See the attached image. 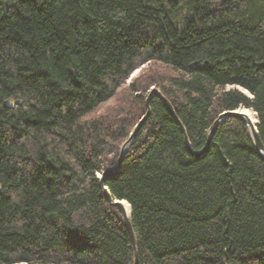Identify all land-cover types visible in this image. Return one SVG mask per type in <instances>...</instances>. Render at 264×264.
<instances>
[{"label": "trees", "instance_id": "16d2710c", "mask_svg": "<svg viewBox=\"0 0 264 264\" xmlns=\"http://www.w3.org/2000/svg\"><path fill=\"white\" fill-rule=\"evenodd\" d=\"M149 62L150 66L132 76ZM234 85V87H229ZM264 264V0H0V264ZM115 97L106 112L87 115ZM128 203V204H129Z\"/></svg>", "mask_w": 264, "mask_h": 264}, {"label": "water", "instance_id": "95a60500", "mask_svg": "<svg viewBox=\"0 0 264 264\" xmlns=\"http://www.w3.org/2000/svg\"><path fill=\"white\" fill-rule=\"evenodd\" d=\"M229 87H234V85L229 86ZM153 95L159 96L166 103V105L168 106V109L170 110V112L174 116L177 117L174 105L170 101V99L162 92V90L159 87H155V86L152 87V89L150 90L148 96L146 97L147 110H146L145 114L140 118V120L135 124V126L131 130V133H130L129 137L122 143L121 148H120V155H119L117 164L107 168L104 172H102L100 174V183H101V186L104 189V192H105L108 200L110 201V203L112 205L119 207V209L121 210V213L123 215L125 224L127 226L129 234H130V239H131L133 250H134V264H138V262H139V253H138L137 237H136V234H135V231H134V228H133V225H132V221H131V215H132L131 205L128 202L129 205H130V208H131V212H130V214H128V212L126 211L125 205H124V201H127V200L114 197L112 195V193L110 192L109 188L104 184V180H105V178L108 175L116 172L122 166V162H123L124 156H125L126 152L128 151L131 142L133 141L135 136L139 133V131L141 130L142 126L144 125V123L146 122V120L148 119V117H149V115L151 113L150 100H151ZM249 109L250 108L242 106V107H239L238 109H235V110H226V111L222 112L219 115V117L214 121L212 126L210 127L206 144H205V146L203 147V149L200 152H196L192 148L188 132H187L184 124L179 120V122L181 124V127H182V130L184 132L185 143H186V146H187L188 150L190 152L197 153V154L204 153L209 148V146L211 144V141L213 139L214 133H215L218 125L220 124V122L226 116L233 115V116H237V117L241 118L242 120H244L247 123V125L250 128V133H251L255 148L264 157V144H263V141H262V139L260 137V134H259V131H258V128H257L258 118H257L256 122L254 123L252 121L249 113H248Z\"/></svg>", "mask_w": 264, "mask_h": 264}, {"label": "rangeland", "instance_id": "374dc122", "mask_svg": "<svg viewBox=\"0 0 264 264\" xmlns=\"http://www.w3.org/2000/svg\"><path fill=\"white\" fill-rule=\"evenodd\" d=\"M150 66H153V67H158L160 70H163L164 66L162 63H159V62H149L147 64H144L140 67H138L136 70H135V73H133V77L136 76L138 73L144 71L145 69H147L148 67ZM115 100L116 98L115 97H112L110 98L109 100L103 102L102 104H100L95 110H92L88 115L87 117H91V116H94V115H97V114H101V113H104L106 112V110L108 109V107L112 104L115 103ZM250 110H248L249 112ZM252 112V111H251ZM254 112V111H253ZM255 113V112H254ZM256 115V114H255ZM257 120V117L255 118Z\"/></svg>", "mask_w": 264, "mask_h": 264}, {"label": "bare ground", "instance_id": "6f19581e", "mask_svg": "<svg viewBox=\"0 0 264 264\" xmlns=\"http://www.w3.org/2000/svg\"><path fill=\"white\" fill-rule=\"evenodd\" d=\"M249 110L250 111L248 113H249L252 121L255 123L256 122V119H255L256 118V115H255V113L251 109H249ZM124 205H125L126 211L128 212V214H130V212H131L130 205L126 201H124Z\"/></svg>", "mask_w": 264, "mask_h": 264}]
</instances>
